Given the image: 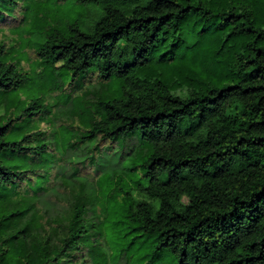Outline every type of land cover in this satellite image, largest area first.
Segmentation results:
<instances>
[{
  "label": "trees",
  "instance_id": "trees-1",
  "mask_svg": "<svg viewBox=\"0 0 264 264\" xmlns=\"http://www.w3.org/2000/svg\"><path fill=\"white\" fill-rule=\"evenodd\" d=\"M0 264H264V0H0Z\"/></svg>",
  "mask_w": 264,
  "mask_h": 264
},
{
  "label": "rangeland",
  "instance_id": "rangeland-1",
  "mask_svg": "<svg viewBox=\"0 0 264 264\" xmlns=\"http://www.w3.org/2000/svg\"><path fill=\"white\" fill-rule=\"evenodd\" d=\"M4 32H5L6 34H9V32H10V28H5ZM48 99H49V101H50L51 103H53V99H52L51 97L48 98ZM129 165H130V163H129V162H126V166L129 167Z\"/></svg>",
  "mask_w": 264,
  "mask_h": 264
}]
</instances>
